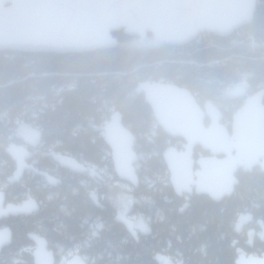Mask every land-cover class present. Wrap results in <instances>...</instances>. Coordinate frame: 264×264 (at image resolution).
<instances>
[{
    "label": "trees",
    "instance_id": "1",
    "mask_svg": "<svg viewBox=\"0 0 264 264\" xmlns=\"http://www.w3.org/2000/svg\"><path fill=\"white\" fill-rule=\"evenodd\" d=\"M112 36V47L91 52L0 51V188L6 202L38 203L30 215L0 219V227L12 230L0 264H33L28 232L46 237L57 262L78 253L87 264H161L157 256L173 264H235L238 249L264 252V173L239 174L234 192L219 201L194 194L180 211L184 199L173 192L163 160L169 137L135 92L140 81L162 80L214 100L216 90L241 73L253 89L264 87V0H256L251 23L230 36L209 32L177 51L163 44L127 47L136 37ZM114 111L136 137L139 185L127 190L134 199L128 215H141L149 227L136 235L107 198L114 182L127 183L116 177L103 139L102 126ZM19 124L39 130L36 152L25 159L38 172L25 169L10 181L22 159L14 150L23 144L15 135ZM51 153L98 175L60 165ZM244 214L250 220L242 225ZM249 230L258 233L252 246Z\"/></svg>",
    "mask_w": 264,
    "mask_h": 264
},
{
    "label": "water",
    "instance_id": "2",
    "mask_svg": "<svg viewBox=\"0 0 264 264\" xmlns=\"http://www.w3.org/2000/svg\"><path fill=\"white\" fill-rule=\"evenodd\" d=\"M255 8L256 0H0V51L91 52L112 47L114 31L138 38L150 34L163 45H187L203 31L230 36L251 23ZM135 92L143 94L165 133L184 141L181 151L170 146L163 153L175 193L191 192V183L197 194L219 201L232 194L238 167L258 166L264 173V88L245 99L229 128L213 103L207 101L203 109L186 88L146 80L138 82ZM102 131L116 177L137 188L135 135L118 111L109 115ZM197 145L209 156L197 159L199 169L193 173L191 154ZM18 149L25 152L22 158L30 156L26 148ZM37 207L33 198L6 202L0 188V219L30 215ZM27 238L33 243V264H87L78 253L57 262L46 237L28 232ZM11 240L10 227L1 226L0 252ZM235 264H264V252H239Z\"/></svg>",
    "mask_w": 264,
    "mask_h": 264
},
{
    "label": "rangeland",
    "instance_id": "3",
    "mask_svg": "<svg viewBox=\"0 0 264 264\" xmlns=\"http://www.w3.org/2000/svg\"><path fill=\"white\" fill-rule=\"evenodd\" d=\"M127 47H138V48H146V47H152V46H158L159 43L156 41V39L152 35H147L144 38H133L129 40L126 44H124ZM254 46V45H253ZM240 85H242L240 83ZM227 124V123H225ZM15 135L22 139L23 144L22 147L28 149L30 153L34 154L36 152L35 146L38 143L39 140V130L30 128L27 124H19L15 131ZM168 146V145H167ZM167 148V147H166ZM51 156L60 164L63 166H66L72 170L75 171H82L87 170L91 176H97L98 173L94 170V168L91 167H83L80 163L76 162L73 158L60 155L57 153H51ZM25 169H33L34 171L38 172L32 163L25 160L24 158L21 159V163L16 167L13 176L9 179L10 181H16L20 178L22 172ZM43 174L46 178V180L51 184H56L58 181L51 175L40 172ZM116 184V187L113 188L108 194L107 198L112 203L113 207L116 210V218L124 223V225L128 228L131 234L136 235L139 231H146L149 229L147 222L143 219L141 215L136 216H129L128 213L131 210L132 204L134 203V199L132 195L127 192V190L130 189V184L123 183V182H114ZM94 201H96V198L92 196ZM242 225L250 220V215L244 214L240 216L239 218ZM248 236V243L250 246H252L254 237L258 236V233L254 230H249L247 232ZM245 252L246 254H256L257 250L252 251L251 253L238 249V252ZM160 259L161 264H173L171 261L164 260L161 256H157ZM65 258H62V261Z\"/></svg>",
    "mask_w": 264,
    "mask_h": 264
},
{
    "label": "flooded vegetation",
    "instance_id": "4",
    "mask_svg": "<svg viewBox=\"0 0 264 264\" xmlns=\"http://www.w3.org/2000/svg\"><path fill=\"white\" fill-rule=\"evenodd\" d=\"M173 49V48H172ZM240 77L239 80H230L227 84H225L223 87H220L219 89L216 90V93L218 94L217 96L214 97V100H211V99H208V98H204V99H201L196 92L192 91L191 89H189L186 85H183V84H179V83H175V82H169V81H162V80H148V81H156V82H164V83H171V84H174V85H177L181 88H186L188 89L191 94L194 96L196 102L204 109V105L207 101H210L211 103H213L215 105V107L217 108L218 112L220 113V115L222 116L221 118V122L224 118L228 117L230 118V122H231V118L234 114V112L244 103L245 99L254 94L255 92H257L259 89L261 88H264V87H256L253 89L252 86H250L248 80H247V75L245 73H241L238 75ZM146 81V80H144ZM240 83L242 85H240ZM137 93V92H136ZM142 94V93H140ZM143 95V94H142ZM144 98V96H143ZM263 103H264V98H263ZM149 106V105H148ZM151 109V108H150ZM152 111V110H151ZM153 115V113H152ZM154 118V116H153ZM210 117L209 115H205L204 117V120H205V124H208V121H209ZM154 121H155V125L157 127H159L164 133V129H162L157 121L155 120L154 118ZM230 122L228 125H226L228 128L230 126ZM166 134V133H165ZM167 135V134H166ZM169 138H168V147L170 146H174L178 151H181L183 149V143L184 141L181 139V138H172L170 137L169 135H167ZM15 148V147H14ZM13 148V149H14ZM166 148V149H167ZM165 149V150H166ZM15 152H16V155L17 156H21L22 157L25 155V152L24 151H21L20 149H18V147H16L15 149ZM28 150V149H27ZM30 152V151H29ZM206 156H209V152L208 151H205L203 150L200 146H195L193 148V151H192V154H191V157L193 158L194 160V163H193V166H192V172L195 173L198 169H199V165L197 164V159L200 158V157H206ZM219 157H222V155H219ZM165 163V162H164ZM166 166V164H165ZM258 166H253L251 170H248V171H244L243 167H238L237 170L235 171V177L237 178V183L234 185V190H235V187L239 184V174H244V173H251L253 170H257L258 171ZM166 172H167V175H168V181H169V172L167 170V167H166ZM194 179H196V177H194ZM170 183V181H169ZM171 186V185H170ZM172 188V186H171ZM188 188H191V192H186L184 190H181V192L179 194L175 193L173 188V192L175 193V195L177 196H180L184 199V203L182 204V206L180 207V211L183 210L182 207L185 203H188V198L193 196L194 194L195 195H204L208 198H210L209 195L207 194H197L195 192V185L193 184H189L188 185ZM233 190V192H234ZM232 192V193H233ZM226 197V196H224ZM211 199V198H210ZM212 200V199H211ZM245 253V252H244ZM262 253V252H261ZM261 253H257V255H260ZM253 255H256V254H253Z\"/></svg>",
    "mask_w": 264,
    "mask_h": 264
},
{
    "label": "built area",
    "instance_id": "5",
    "mask_svg": "<svg viewBox=\"0 0 264 264\" xmlns=\"http://www.w3.org/2000/svg\"><path fill=\"white\" fill-rule=\"evenodd\" d=\"M208 32L206 31H203L201 33L198 34V36L195 38V40L191 41L192 42H199V41H202V40H205L206 39V36H207ZM185 45H178V46H173V50L177 51V49H181L183 48Z\"/></svg>",
    "mask_w": 264,
    "mask_h": 264
}]
</instances>
